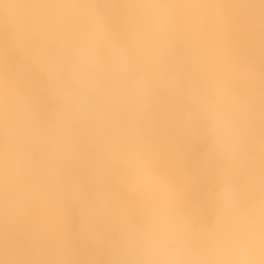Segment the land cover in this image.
<instances>
[{
  "label": "bare ground",
  "instance_id": "1",
  "mask_svg": "<svg viewBox=\"0 0 264 264\" xmlns=\"http://www.w3.org/2000/svg\"><path fill=\"white\" fill-rule=\"evenodd\" d=\"M0 0V264H169L264 234V0ZM192 213L185 223L182 217Z\"/></svg>",
  "mask_w": 264,
  "mask_h": 264
},
{
  "label": "clouds",
  "instance_id": "2",
  "mask_svg": "<svg viewBox=\"0 0 264 264\" xmlns=\"http://www.w3.org/2000/svg\"><path fill=\"white\" fill-rule=\"evenodd\" d=\"M145 2L149 5L146 11H161L153 0H145ZM191 216L190 212L181 219L187 223ZM177 239L178 236L168 231L149 232L130 240L128 250L137 259L170 264L192 255L176 245ZM216 254L220 259L231 260L234 264H264V234L259 228V213L257 212L255 220L249 222L247 236L231 239L224 248L217 250Z\"/></svg>",
  "mask_w": 264,
  "mask_h": 264
}]
</instances>
